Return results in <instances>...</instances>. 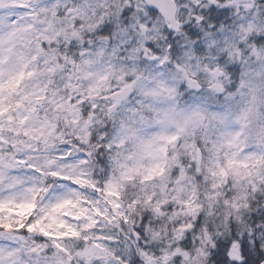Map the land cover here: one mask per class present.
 I'll use <instances>...</instances> for the list:
<instances>
[{
	"label": "snow or ice",
	"instance_id": "1",
	"mask_svg": "<svg viewBox=\"0 0 264 264\" xmlns=\"http://www.w3.org/2000/svg\"><path fill=\"white\" fill-rule=\"evenodd\" d=\"M0 264H264V0H0Z\"/></svg>",
	"mask_w": 264,
	"mask_h": 264
}]
</instances>
